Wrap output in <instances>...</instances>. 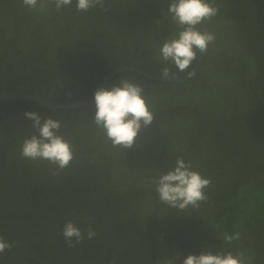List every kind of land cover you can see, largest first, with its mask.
Returning a JSON list of instances; mask_svg holds the SVG:
<instances>
[{"label": "trees", "instance_id": "16d2710c", "mask_svg": "<svg viewBox=\"0 0 264 264\" xmlns=\"http://www.w3.org/2000/svg\"><path fill=\"white\" fill-rule=\"evenodd\" d=\"M214 6L217 16L197 27L216 40L198 54L190 79L163 83L131 71L108 78L104 88L124 79L139 84L154 121L129 149L92 142L91 154L75 153L60 170L69 182L63 190L49 175L53 164L21 155L36 130L20 131L10 118L33 124L24 115L30 111L42 122L59 120L58 134L78 146L83 137L107 139L94 124L95 104L51 110L0 98V236L13 244L0 264H156L162 251L176 254L174 264L203 251L264 264V0ZM168 8L160 0H104L82 13L76 0L60 10L45 0L42 11L0 0V93L64 107L93 101L122 68L160 79L187 76L158 58L181 30ZM164 67L174 75L163 78ZM178 158L211 180L197 208H171L156 192L153 180ZM68 221L85 234L73 247L62 235ZM235 234L239 239H225Z\"/></svg>", "mask_w": 264, "mask_h": 264}, {"label": "clouds", "instance_id": "9594fccd", "mask_svg": "<svg viewBox=\"0 0 264 264\" xmlns=\"http://www.w3.org/2000/svg\"><path fill=\"white\" fill-rule=\"evenodd\" d=\"M22 3L29 10L39 8L42 11L45 7V0H22ZM47 3L54 4L60 10L70 7L73 0H47ZM214 4L215 0L212 3L208 0H171L168 13L181 30L174 38L163 43L158 58L174 64L180 72L194 75L193 65L198 60V54L207 53L209 46L216 40L214 33L202 32L197 27L217 16L218 8ZM103 5L104 0H76V9L82 13ZM161 75L169 78L174 73L169 67H164ZM94 102V124L113 147H133L137 136L154 121V113L143 95V88L126 79L108 88H98L94 93ZM24 115L33 121L32 127L37 134L24 139L22 157L33 161L45 160L55 165L58 171L68 167L74 159V153L71 145L58 134L61 122L52 118H45L42 122L38 112L29 111ZM191 169L190 162L178 158L174 169L153 180L163 204L182 211L189 207L197 208L200 202L207 199L205 189L210 186L211 180ZM62 235L68 247L74 246L73 241L81 243L85 239V234L73 221L65 223ZM95 235V231L89 227L87 238L92 239ZM225 239L231 243L239 239V234L226 236ZM12 247V243L0 236V255ZM182 264H243V257L234 256L231 252L214 254L203 251L199 255H188Z\"/></svg>", "mask_w": 264, "mask_h": 264}, {"label": "flooded vegetation", "instance_id": "af4514ba", "mask_svg": "<svg viewBox=\"0 0 264 264\" xmlns=\"http://www.w3.org/2000/svg\"><path fill=\"white\" fill-rule=\"evenodd\" d=\"M161 1V3L162 4H164L163 3V1L164 2H166V0H160ZM167 3V2H166ZM168 4V3H167ZM165 5V4H164ZM147 32H151L149 29H148V31ZM158 45V44H157ZM146 55V54H145ZM197 62H199V60H197ZM196 62V63H197ZM196 66H197V64L195 65V68H196ZM194 68V69H195ZM136 71L135 72H138V71H141V72H144V74H143V76H145L146 78H148V79H150V80H152V81H161V82H163V83H169L170 81L171 82H177V81H186V80H188V79H190L191 77H192V75L191 76H189V75H187V76H185V77H182V78H180V79H177L178 77H176V78H173V79H160V78H158V77H156V76H152L153 74L152 73H150V72H148V71H145V70H141V69H136V68H134ZM140 74V73H139ZM113 76V75H112ZM111 75H109L108 77H112ZM108 77L101 83V85H100V87H104L105 85H106V82H107V80H108ZM0 94H3V93H0ZM11 95H14V94H11ZM17 96H26V95H17ZM33 97V96H32ZM1 98V97H0ZM2 98H6V97H2ZM8 99H10V98H8ZM13 100V99H12ZM14 100H18V99H14ZM19 101H28V100H19ZM93 101H94V99H93ZM35 102V101H34ZM37 103V102H36ZM42 106V105H41ZM69 106V105H68ZM44 107V106H43ZM66 107V106H65ZM46 108V107H45ZM67 110V109H70V108H64V109H61V110ZM13 110H16L15 108H13ZM52 110V109H51ZM10 120H11V122H12V124H13V126L15 127V128H18L20 131H22V130H25L24 128H26V131L25 132H30L31 130H33L34 128L32 127V124H31V122H29V121H27V119H24V120H26V121H20V120H18V119H15L13 116L10 118ZM30 125V126H29ZM66 136H69V134L68 133H66ZM137 141H139V140H137ZM93 142V144H98V143H103V142H106L107 144H111L110 143V141L108 140V139H102V135L101 134H99L98 136H97V139L96 140H93V139H91V138H88V139H85L84 137L83 138H81L80 140H79V147L78 146H71L72 147V149L73 148H75L74 149V151H73V153L75 154V153H78L79 155V157L81 156V155H83V154H86L87 152L86 151H88V153L87 154H89V152H90V154H91V150H93V148H91L90 147V145L89 144H91ZM93 152V151H92ZM101 152H103V148H101ZM86 154V155H87ZM84 156V155H83ZM48 172H49V175H50V173H51V175H50V177H53L54 179L53 180H55V181H57L58 182V187L60 188V190H63L64 188H65V186H67V185H69V182H67L68 180H66V179H64L63 178V173L59 170H57V168H56V166L55 165H51L50 167L48 166ZM143 187V186H142ZM100 197H102L100 194H98V199L100 198ZM109 221H108V219L107 218H105V220H104V223H107V225H112V221H110L109 223H108ZM106 225V226H107ZM111 236H113V231H110V232H108Z\"/></svg>", "mask_w": 264, "mask_h": 264}, {"label": "water", "instance_id": "95a60500", "mask_svg": "<svg viewBox=\"0 0 264 264\" xmlns=\"http://www.w3.org/2000/svg\"><path fill=\"white\" fill-rule=\"evenodd\" d=\"M163 3L169 7V5L163 1ZM125 71H131V72H135L136 70L134 68H122V69H119L117 70V72H113L111 74L112 75H115L116 73H120V72H125ZM137 73H140L141 75L144 74V72H141V71H138ZM109 78V77H108ZM0 97H6V98H10V99H18V100H28V101H35L37 102L38 104L48 108V109H52V110H60V109H64V108H77V107H81V106H92L93 104H95L94 101H91L89 103H85V104H82V105H69V106H53L41 99H39L38 97L36 96H17V95H11V94H0Z\"/></svg>", "mask_w": 264, "mask_h": 264}, {"label": "rangeland", "instance_id": "374dc122", "mask_svg": "<svg viewBox=\"0 0 264 264\" xmlns=\"http://www.w3.org/2000/svg\"><path fill=\"white\" fill-rule=\"evenodd\" d=\"M175 256H176L175 253L167 254L166 252L162 251V255L156 264H174L173 261Z\"/></svg>", "mask_w": 264, "mask_h": 264}]
</instances>
